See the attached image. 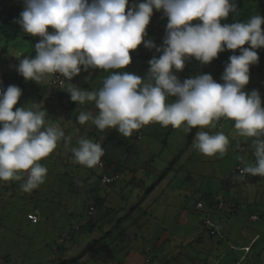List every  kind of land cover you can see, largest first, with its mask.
<instances>
[{"label": "rangeland", "instance_id": "obj_1", "mask_svg": "<svg viewBox=\"0 0 264 264\" xmlns=\"http://www.w3.org/2000/svg\"><path fill=\"white\" fill-rule=\"evenodd\" d=\"M140 2L128 0L129 6ZM236 4L239 14L246 8L250 17H264V0H236ZM166 25L162 11L154 9L145 39L161 47ZM20 48L14 50L15 57L25 49L34 54L28 47ZM256 51L264 56V48ZM233 54L239 55V50L230 51ZM158 55L142 43L130 52L132 62L123 71L143 79L149 60ZM7 61L11 57L0 42V88L3 76L11 78L16 72L15 62ZM223 72L214 60L201 64L193 57L176 74L181 81L210 74L222 83ZM108 74L81 69L71 82L57 73L47 75L46 83L26 81L21 88L15 107L43 109L46 124L60 126L70 139L67 146L62 139L40 161L47 174L37 188L24 192L23 181H0V264H264V237L249 221L256 209L249 204L233 211L229 199L238 200V195L223 193V180L234 176L238 165L244 166L241 158L255 162L250 152L254 138L240 137L234 121L222 117L215 127L198 128L210 134L223 132L229 140L225 153L206 156L193 147V128L151 123L124 137L115 129L102 132L90 121L81 125L80 112L95 115L97 109L94 102H72L67 93L70 84L98 91ZM249 76L244 91L258 90L264 107V63L251 65ZM81 137L101 142L103 167L100 162L91 168L73 162L71 148ZM242 144L248 145L247 157ZM114 172L119 180L102 184V178ZM248 186L251 193L254 187ZM95 197L104 198V204L98 205ZM199 202L201 209L196 208Z\"/></svg>", "mask_w": 264, "mask_h": 264}, {"label": "clouds", "instance_id": "obj_2", "mask_svg": "<svg viewBox=\"0 0 264 264\" xmlns=\"http://www.w3.org/2000/svg\"><path fill=\"white\" fill-rule=\"evenodd\" d=\"M16 23L22 32L39 37L35 57L19 59L16 71L26 81L39 84L45 77L60 74L67 81L81 69H102L109 73L98 91L70 84L67 93L77 105L94 102L96 114L80 112L81 125L89 121L100 131L115 129L129 137L151 123L174 128L206 129L226 118L242 138L251 142L255 162L241 158L240 179L246 175L264 177V107L258 90L244 91L250 66L258 62L256 49L264 48V17L259 14L244 22L221 23L237 14L236 0H142L129 6L128 0H23ZM127 8V11H126ZM167 18L161 47L145 39L153 10ZM199 21L198 23H193ZM143 43L155 49L146 76L125 72L132 62L130 52ZM249 45L245 48L244 45ZM226 50L231 55L221 76L199 74L181 81L185 62L195 58L209 64ZM22 90L9 85L0 88V181H23L21 190L30 192L44 183L47 168L40 161L48 157L65 135L58 125H47L43 110L16 108ZM175 98L174 100L171 98ZM15 108V111L13 110ZM229 144L223 132L198 131L193 147L201 154H223ZM73 162L96 166L104 155L100 143L81 137L71 148ZM26 177V178H25Z\"/></svg>", "mask_w": 264, "mask_h": 264}, {"label": "trees", "instance_id": "obj_3", "mask_svg": "<svg viewBox=\"0 0 264 264\" xmlns=\"http://www.w3.org/2000/svg\"><path fill=\"white\" fill-rule=\"evenodd\" d=\"M11 1V3H10ZM239 6H242V3H238ZM24 8L23 0H0V42L3 44L4 51L8 54V56L11 57V61H7V64L10 65L12 62H15V67H17L19 63V59H23L24 56H29V58L35 57L36 53L34 51L35 43L40 39L39 37H31L22 32L19 25L16 23V20L19 17L20 12ZM226 20H222L221 23H231L233 22H244L250 17V10L243 8L242 12L239 14H232L230 13ZM18 48H27L32 52L33 55H30L25 50H21L19 52V56L15 57L14 50ZM246 47H249V45H246ZM20 48V49H21ZM258 50V49H256ZM230 57V50H226L222 53L218 54V57L214 59V62L219 67V70H223L225 68V63L227 60H229ZM258 62L255 65H260L261 63H264V56L259 55L258 56ZM9 72V69L7 70ZM5 80L3 89H6L9 85H15L19 87L20 89L24 87V84L26 80L19 75V73L16 71L13 73V76L9 78L7 74L3 76ZM57 79V78H56ZM56 88H59V86H56ZM62 100V97H60ZM198 128H193L191 131L192 139L194 135L197 133ZM99 141V140H97ZM239 172V171H237ZM240 173V172H239ZM118 175L116 172L112 173L108 176H115ZM258 178H264L261 176H258ZM119 180V179H118ZM117 182V181H115ZM112 182V185L115 183ZM154 187H152L150 190H153ZM95 200L97 201L98 205H102L105 202L104 198L95 197ZM92 220V219H91ZM89 220L85 227L87 228L90 224ZM259 222V221H258ZM256 223V222H254ZM62 264H68V262H64Z\"/></svg>", "mask_w": 264, "mask_h": 264}, {"label": "crops", "instance_id": "obj_4", "mask_svg": "<svg viewBox=\"0 0 264 264\" xmlns=\"http://www.w3.org/2000/svg\"><path fill=\"white\" fill-rule=\"evenodd\" d=\"M247 144H242L241 151L244 157H247ZM250 149V148H249ZM250 151V150H249ZM250 152H253L252 149ZM238 167H242V165H238L234 171V176H232L229 180L224 179V194H232L238 195V200L236 197H232L230 203L232 206L230 207L231 210L235 211L241 207V205H249L252 204L253 207L256 209L250 215L249 221H251V216L257 215L260 217V222L253 223L254 224V231L259 233L262 237H264V178H258V176L246 175L243 179H240V173L237 172ZM248 185L254 187L253 191L249 193ZM202 205L200 202L197 204L198 206ZM225 204H223L224 206ZM220 207V205H219ZM203 208V206L201 207ZM199 208V209H201ZM252 222V221H251ZM261 225H257V224Z\"/></svg>", "mask_w": 264, "mask_h": 264}, {"label": "built area", "instance_id": "obj_5", "mask_svg": "<svg viewBox=\"0 0 264 264\" xmlns=\"http://www.w3.org/2000/svg\"><path fill=\"white\" fill-rule=\"evenodd\" d=\"M60 84H62V82H60ZM96 142H98V143H100L101 144V142L100 141H96ZM102 161H100V165L103 167L104 165H105V160L102 158L101 159ZM239 169L240 168H238L237 169V171H239ZM240 172V171H239ZM111 175V174H110ZM119 179V176L118 175H115V176H108V175H105L103 178H102V184H110V183H112V182H115V181H117ZM223 206V204H220V207H222ZM202 207V205H199L198 206V208H201ZM90 214V213H89ZM251 221L252 222H258V221H260V217L259 216H257V215H253V216H251Z\"/></svg>", "mask_w": 264, "mask_h": 264}]
</instances>
